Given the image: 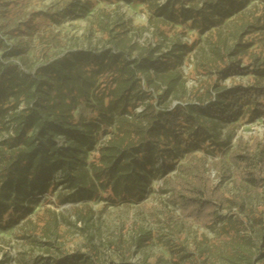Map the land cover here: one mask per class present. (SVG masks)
I'll return each instance as SVG.
<instances>
[{
  "label": "trees",
  "instance_id": "obj_1",
  "mask_svg": "<svg viewBox=\"0 0 264 264\" xmlns=\"http://www.w3.org/2000/svg\"><path fill=\"white\" fill-rule=\"evenodd\" d=\"M104 1L142 4L153 25L188 24L202 29L208 15V10L185 8L190 0H167L162 4L157 0ZM54 15L52 11H30L25 17L23 5L0 0V134H5L0 139L3 228L8 221L5 216L26 215L24 200L37 192L53 191L56 183H47L53 171L62 170L71 183L82 182L69 196L70 201L96 196L97 182L111 199L135 202L143 197L150 176L159 171L154 168L159 160L160 169H169L178 154L209 142L214 136L210 132L219 122L234 121L246 112L253 117L264 113V84L256 83L222 91L204 107L176 104L170 109L157 108L180 79L177 65L181 55L160 52L154 56V48L147 46L132 57L135 45L124 34V22L111 21L108 16L97 20L108 44L103 51H67L31 67L24 37L35 38V58L41 60L60 43L57 33L40 27L42 21L58 20ZM217 43L220 63L208 64V73L221 78L254 70L255 64L241 55L237 58L244 61V66L228 62L224 46ZM160 91L162 94H158ZM175 97L181 99L180 95ZM111 124L114 132L91 160L94 180L83 181L82 174L73 171L79 168V154L94 150L101 132ZM61 137L65 144L59 146L56 141ZM229 165L234 169L230 171L228 166L224 174L238 192H259L264 185V142L257 141L251 147L239 145L230 153ZM179 170L181 174L168 181L180 215L170 218L186 225L214 226L221 220L218 209L229 208L233 202L222 180L214 182L202 163L179 165ZM66 200L68 197L59 196V202ZM53 213L41 220V226L36 223L37 229L33 226L35 244H43L42 239H46L53 246L52 236L59 235ZM93 250L90 247L86 254H61L37 262L97 264Z\"/></svg>",
  "mask_w": 264,
  "mask_h": 264
},
{
  "label": "rangeland",
  "instance_id": "obj_2",
  "mask_svg": "<svg viewBox=\"0 0 264 264\" xmlns=\"http://www.w3.org/2000/svg\"><path fill=\"white\" fill-rule=\"evenodd\" d=\"M166 1L157 0L161 4ZM14 2L24 6L25 17L30 11H52L58 19L40 23V27L52 30L60 38V43L41 60L35 58L38 48L35 38L24 37L31 67L67 51H103L108 44L97 27V20L108 16L111 21L124 22V34L135 45L132 57L147 46L154 48V56L160 52L181 55L177 65L180 79L157 108L170 109L176 104L204 107L210 98L214 100L217 94L235 86L264 84V0H190L185 8L208 10L202 29L188 24L169 26L157 22L153 25L146 8L135 1L119 4L104 0ZM216 43L224 46L228 62L244 66L242 59L247 57L255 64L254 70L249 74L221 75V78L208 73L207 65L220 61ZM239 55L242 59L237 58ZM13 60L17 62L16 58ZM112 120L115 122V117ZM113 132L114 124H111L101 132L94 150L79 154L80 169L73 171L80 172L83 181L94 180L91 160ZM210 133L214 136L209 142L178 154L169 169H160L159 160L154 166L159 171L150 176L143 197L135 202L119 197L111 199L97 182L96 196L70 201L69 196L82 182L71 183L62 170L49 173L47 183H56L51 193L37 192L30 200H24L27 208L24 217L5 216L8 221L4 228L0 226V264H38L37 261L45 262L46 258L61 254H86L90 247L96 252L97 264H264V185L259 192H238L231 178L224 174L228 166L230 171L234 169L229 165V155L239 145L251 147L257 141L264 142V113L253 117L246 112L234 121H221ZM4 136L0 134V139ZM56 142L61 146L65 139L61 137ZM201 163L214 182L222 180L225 193L233 200L229 208L218 209L221 220L208 228L174 222L170 218L180 215V208L173 201L168 180L181 174L179 165L193 167ZM59 196H66L68 200L59 202ZM52 212L59 235L52 236L55 237L53 246L46 239H42L43 244H35L31 233L37 229L36 223L41 226V220L49 219Z\"/></svg>",
  "mask_w": 264,
  "mask_h": 264
}]
</instances>
